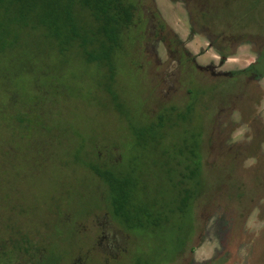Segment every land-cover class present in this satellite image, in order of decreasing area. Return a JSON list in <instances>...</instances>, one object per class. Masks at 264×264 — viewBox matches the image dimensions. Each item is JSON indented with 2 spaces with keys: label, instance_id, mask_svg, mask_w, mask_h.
Masks as SVG:
<instances>
[{
  "label": "rangeland",
  "instance_id": "1",
  "mask_svg": "<svg viewBox=\"0 0 264 264\" xmlns=\"http://www.w3.org/2000/svg\"><path fill=\"white\" fill-rule=\"evenodd\" d=\"M135 1L143 29L127 43L117 79L128 119L101 92L93 66L42 53L29 73L24 63L7 70V92L0 90V264H34L26 236L49 237L44 264H89V255L90 264H125L132 237L104 207L79 235L96 194L102 200L106 191L75 156L96 161L98 145L103 163H124L129 120L137 124L165 105L184 107L189 88L215 89L151 154L154 162L174 139L181 145L204 130L208 192L195 205L193 251L174 264H264V0ZM164 171L151 170L153 188ZM187 234L193 236L189 220L181 229L174 222L163 237L140 235L135 247L169 264Z\"/></svg>",
  "mask_w": 264,
  "mask_h": 264
},
{
  "label": "trees",
  "instance_id": "2",
  "mask_svg": "<svg viewBox=\"0 0 264 264\" xmlns=\"http://www.w3.org/2000/svg\"><path fill=\"white\" fill-rule=\"evenodd\" d=\"M142 26L135 0H0V90L7 92V70L12 65L24 63L23 71L29 73L42 53L56 54L58 62L71 59L78 65L93 66L99 75L101 92L108 95L119 115L132 116L126 112L127 106L117 91V79L121 55ZM159 30L167 36L166 23L160 17ZM214 89L189 88V101L184 107L165 105L155 115L144 112L137 124L129 120L130 133L124 147L131 154L123 156L125 164L103 163L98 145L93 147L96 161L87 162L75 156V162L89 169L106 191L102 200L94 192L98 202L78 226L81 237L80 226L104 207L112 220L132 237L131 257L125 264H157L155 252L147 248L137 250L140 240L143 241L140 235L163 237L174 222L181 229L182 223L189 220L193 236L187 234L180 243L179 255L169 264L193 251L191 245L197 229L195 205L208 192L203 176L204 130L184 138L181 145L174 139L172 150L164 149L154 162L151 154L175 136V129L190 118L200 98ZM155 168L164 169L166 178L157 176L158 183L153 188L151 170ZM26 237L29 246L24 251L29 260L44 264L49 237ZM86 257L90 264L92 255Z\"/></svg>",
  "mask_w": 264,
  "mask_h": 264
}]
</instances>
